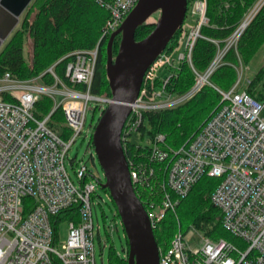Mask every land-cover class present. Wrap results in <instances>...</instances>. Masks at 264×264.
<instances>
[{
  "label": "built area",
  "instance_id": "2783aa9c",
  "mask_svg": "<svg viewBox=\"0 0 264 264\" xmlns=\"http://www.w3.org/2000/svg\"><path fill=\"white\" fill-rule=\"evenodd\" d=\"M99 1L111 15L104 28L106 36L121 27L139 0ZM263 3L264 0L258 2L244 17L227 40L228 48L222 53L219 50L204 74L193 68L195 85L186 95L173 100L167 87L183 61L193 67L194 47L203 38L202 28L209 24L208 0H188L187 16L189 12L195 15L196 23L186 33L185 53L176 60L174 52L165 51L150 66L123 129L122 141L127 143L138 133L145 112L180 105L205 85H211V76L240 41ZM70 56L66 70L70 85L55 75L53 67L48 70L55 77L52 85L45 84L43 76L22 80L7 73L0 77V264H96V185L90 182L93 175L86 165L73 167L78 183L73 181L66 161L83 133L90 102L103 113L112 99L92 93L98 47ZM164 68L172 73L160 78ZM157 79L161 86H157ZM241 79L242 75L229 92L217 89L222 96L220 107L187 144L177 151H162L154 146L151 162H168L166 167H158L164 177H157L156 169L146 163L128 161L134 189L158 186L162 191L160 201L145 208L154 231L204 176L221 180L212 201L223 213L225 229L237 242L212 241L202 235L201 247H194L186 240L190 231H179L169 248L159 247L160 264H264V104L240 92ZM4 94L13 101H5ZM42 96L50 97L54 107L46 118L39 119L34 109ZM60 108L70 129L66 139L49 126ZM156 142L164 143L165 136H158ZM25 199L30 203L25 204ZM71 207L77 208L79 220H69L68 239L58 249L52 218Z\"/></svg>",
  "mask_w": 264,
  "mask_h": 264
},
{
  "label": "trees",
  "instance_id": "16d2710c",
  "mask_svg": "<svg viewBox=\"0 0 264 264\" xmlns=\"http://www.w3.org/2000/svg\"><path fill=\"white\" fill-rule=\"evenodd\" d=\"M256 1L208 0L209 24L202 28L203 38H200L194 47L193 67L186 60L180 64L167 87L168 93L182 97L192 89L196 82L193 68L199 74L207 71L220 47L233 35L246 12ZM160 15L159 12V17ZM110 17V12L99 0H33L23 14L20 26L0 51V77L7 73L22 80L43 76V82L52 85L55 83V77L48 70L53 67L55 75L69 84L66 70L72 60L70 55L77 51H93L98 47L99 58L92 93L97 97L112 99L107 76L108 42L112 34L104 36V28ZM157 22L158 19H149L141 25L135 34L136 41H142L149 36ZM183 32L184 26L174 35L166 53L172 54L180 46ZM121 39L122 37L118 36L115 40L114 57L119 51ZM29 41L33 47L30 60L26 57ZM263 47L264 7L246 29L237 51L231 49L224 57L222 65L211 76V85H205L199 93L180 105L145 112L143 125L136 134L140 141L136 143L132 137L127 143L123 142L129 163L130 160L146 163L156 169L157 177H164L158 167H166L168 162H151L150 156L154 146H158L162 151H177L187 144L220 107L222 96L218 90L229 92L237 84V67L240 60L248 66ZM161 83V80L157 79V86H161ZM242 91L255 100L264 102V67L258 70L248 87ZM3 99L13 101L7 94L3 95ZM53 107V100L42 96L35 105L34 115L44 119ZM95 110L100 108L96 107ZM49 126L65 139L70 135L62 108L51 117ZM160 135L165 136L164 143L156 142ZM143 141H147L148 145H143ZM220 181L204 176L186 197L180 198L175 210L169 212L161 226L154 231L161 249L170 247L177 232L186 234L192 229L212 241L225 239L237 242L225 229L223 213L212 201V195ZM135 192L146 209L152 202H159L162 194L158 186L135 187ZM24 203H30V200L25 199ZM115 218L120 219L118 211ZM69 220H79L77 208L71 207L52 218L56 238L59 224ZM115 251L111 249L110 264H128L127 259H123Z\"/></svg>",
  "mask_w": 264,
  "mask_h": 264
},
{
  "label": "water",
  "instance_id": "95a60500",
  "mask_svg": "<svg viewBox=\"0 0 264 264\" xmlns=\"http://www.w3.org/2000/svg\"><path fill=\"white\" fill-rule=\"evenodd\" d=\"M32 2L0 0V50ZM156 12L161 15L153 32L136 41L137 29ZM187 12L188 0H139L108 42L107 76L112 101L95 127L93 145L106 178L102 187L109 190L128 239V264H160V251L147 211L133 186L123 148V129L146 72L184 25ZM118 36L122 39L114 57L113 46Z\"/></svg>",
  "mask_w": 264,
  "mask_h": 264
},
{
  "label": "rangeland",
  "instance_id": "374dc122",
  "mask_svg": "<svg viewBox=\"0 0 264 264\" xmlns=\"http://www.w3.org/2000/svg\"><path fill=\"white\" fill-rule=\"evenodd\" d=\"M260 1L261 0H257L249 8L245 16ZM262 5H263L262 7H264V3ZM159 18H160L159 12H156L151 16L150 21H156L157 19L159 20ZM22 19H23V15L21 17V20ZM195 23H196V16L193 15L191 12H189L185 21L184 32L180 39V46L173 53L174 59L177 60L181 54L185 53L187 34L191 31V27L194 26ZM19 26L20 24L18 25V27ZM227 42L228 41L226 40L224 45L220 47L219 50L221 53L228 48ZM238 44L239 42L231 49H235L237 51ZM32 49H33L32 43L29 41V45H27V49H26V57L28 60H30L32 56ZM261 67H264V47L254 58L252 63L249 64L248 66L244 65V63H242V61L240 60V65L237 67V75H238L237 83L239 82V78L242 75V79L240 82V92H243L242 90L248 87L250 80L255 76V74L258 72V70ZM171 73L172 72L169 69L164 68L160 71L159 77L166 78ZM38 84H41V82H38ZM171 95L173 96L172 98L173 100L179 97L178 95H173V94ZM96 105H97L96 103L90 102V106L87 113V120L83 133L77 138V141L69 150L66 166L71 175V178L76 183L78 182L73 167L86 165L88 170L91 171L93 175V178H90V182L96 185V193L93 195V203H94L93 216L95 223L94 244H95L96 264H110L111 249L116 250L115 252L117 254H119L123 259H126L127 252L129 250V243L121 220L115 218V213L117 212V210L115 208V205L113 204L109 190L102 187V185L106 183V178L93 145V136L95 132V127L98 124L102 115V112L100 110H95ZM261 116L262 118H264V110L262 111ZM139 139L140 137L138 135L135 134L133 136L134 142L138 143L140 141ZM142 144L148 145L147 141H143ZM91 153L94 154L95 161L93 160ZM72 164L74 165L72 166ZM96 178L100 179L101 181L97 182ZM98 227H100V233H98ZM69 228H70L69 221H65L59 224L58 243H57L58 249H61L62 245L66 243L69 235ZM195 231L196 230L194 231L190 230V232L186 235V240L194 247H201L202 234L197 233L198 231L197 232Z\"/></svg>",
  "mask_w": 264,
  "mask_h": 264
}]
</instances>
